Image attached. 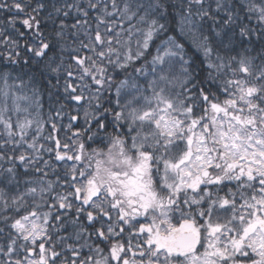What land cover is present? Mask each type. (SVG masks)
Masks as SVG:
<instances>
[{"label": "snow or ice", "instance_id": "obj_1", "mask_svg": "<svg viewBox=\"0 0 264 264\" xmlns=\"http://www.w3.org/2000/svg\"><path fill=\"white\" fill-rule=\"evenodd\" d=\"M0 264H264V0H0Z\"/></svg>", "mask_w": 264, "mask_h": 264}, {"label": "trees", "instance_id": "obj_2", "mask_svg": "<svg viewBox=\"0 0 264 264\" xmlns=\"http://www.w3.org/2000/svg\"><path fill=\"white\" fill-rule=\"evenodd\" d=\"M188 48H189L190 57L192 58V60L195 62L196 65H199L200 59H202L200 53H198L193 47L188 46ZM46 112H47V106L45 107V113Z\"/></svg>", "mask_w": 264, "mask_h": 264}]
</instances>
